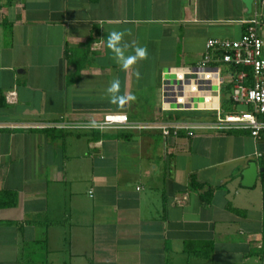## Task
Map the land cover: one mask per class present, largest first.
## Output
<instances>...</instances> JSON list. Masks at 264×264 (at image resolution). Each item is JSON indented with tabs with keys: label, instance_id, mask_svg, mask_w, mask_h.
I'll return each instance as SVG.
<instances>
[{
	"label": "crops",
	"instance_id": "0c3cea01",
	"mask_svg": "<svg viewBox=\"0 0 264 264\" xmlns=\"http://www.w3.org/2000/svg\"><path fill=\"white\" fill-rule=\"evenodd\" d=\"M251 15L243 0H0V194L18 195L0 208V264H264V141L248 132L22 128L165 120L162 72L198 64L211 39L240 40ZM124 29L149 53L127 73L104 42ZM114 78L135 102H109Z\"/></svg>",
	"mask_w": 264,
	"mask_h": 264
},
{
	"label": "built area",
	"instance_id": "2783aa9c",
	"mask_svg": "<svg viewBox=\"0 0 264 264\" xmlns=\"http://www.w3.org/2000/svg\"><path fill=\"white\" fill-rule=\"evenodd\" d=\"M264 0H254L251 18L246 22L240 40L211 39L201 61L190 67L165 70L161 75L160 110L164 114L203 112L213 120L131 121L128 115H108L97 121L102 127L89 128L88 123L60 120L54 123L28 125L24 129L105 132L125 130L134 133H158L165 138L185 133L194 137L199 132L246 131L255 140L264 133ZM239 69L231 98L248 110L229 112L223 108L222 91L225 84L224 66Z\"/></svg>",
	"mask_w": 264,
	"mask_h": 264
},
{
	"label": "clouds",
	"instance_id": "9594fccd",
	"mask_svg": "<svg viewBox=\"0 0 264 264\" xmlns=\"http://www.w3.org/2000/svg\"><path fill=\"white\" fill-rule=\"evenodd\" d=\"M132 32L130 29L112 30L104 38L105 46L112 54V59L124 72H129L139 62L147 60L149 53L147 46H141L135 39L130 42L125 39L126 36L130 37ZM95 44V43H94ZM135 75L139 78V72ZM108 100L111 104L116 105L118 108H123L125 105L135 102L136 96L131 93H121V82L119 78H114L105 90ZM89 128H99L96 121H91L87 125Z\"/></svg>",
	"mask_w": 264,
	"mask_h": 264
},
{
	"label": "trees",
	"instance_id": "16d2710c",
	"mask_svg": "<svg viewBox=\"0 0 264 264\" xmlns=\"http://www.w3.org/2000/svg\"><path fill=\"white\" fill-rule=\"evenodd\" d=\"M69 52L70 53H68V55H67L68 56V60L70 62L74 61V56L73 55H75L76 52L73 51V50H70ZM238 71H239V69H235L231 65H225L224 66V72H225L226 81H225V84L223 86V91H222V94H223L222 102H223V108L226 111H229V112H238V111L248 110V107L238 106L237 104L233 103L232 98H231L234 81H235L236 74H237ZM191 113H195V112L175 113V114H172L167 119H169V120H191V121H195V119H194L195 117H198L197 119L201 118V116L200 117L196 116L197 114H200V113H196V114H191ZM191 117H193V118H191ZM210 119H212V118H210ZM44 131L46 133L52 135V136L57 134V133H62L63 132L61 130L59 131V130H56V129H50V130H44ZM93 132L97 133L98 136H101L100 133H103V132H100V131H93ZM110 133H112L113 135H115L118 138H122V139H125V140H129L135 134H138V133H134L132 131H125V130H112V131L110 130ZM259 141H264V133H263V135H262V137H261V139ZM263 176H264V173H263ZM192 186L194 188H199V189L204 188V185H201V184L197 183L196 178L192 179ZM207 198H205V199H207ZM208 200H209V198H208ZM17 204H18V195H17V193H15L13 191L1 192V194H0V208H13V207H16ZM19 231H20L21 237L24 238V236H23V225H20ZM27 246H28V244L24 241V239H22V256H23L24 250L27 248ZM31 255L32 254L28 255V258H29V256L31 257Z\"/></svg>",
	"mask_w": 264,
	"mask_h": 264
},
{
	"label": "water",
	"instance_id": "95a60500",
	"mask_svg": "<svg viewBox=\"0 0 264 264\" xmlns=\"http://www.w3.org/2000/svg\"><path fill=\"white\" fill-rule=\"evenodd\" d=\"M248 12L253 11L254 0H243ZM259 176V169L256 163H251L249 167L243 172L242 186L244 188H253L256 185Z\"/></svg>",
	"mask_w": 264,
	"mask_h": 264
}]
</instances>
